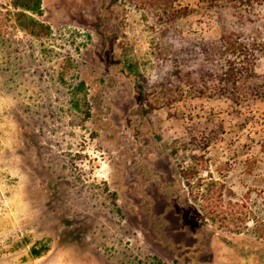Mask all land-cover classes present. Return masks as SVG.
<instances>
[{
	"label": "rangeland",
	"instance_id": "obj_1",
	"mask_svg": "<svg viewBox=\"0 0 264 264\" xmlns=\"http://www.w3.org/2000/svg\"><path fill=\"white\" fill-rule=\"evenodd\" d=\"M16 1L0 0V264H241L242 247L264 264V49L239 90L201 96L166 75L226 28L264 41V4L42 0L29 13L52 31L36 36ZM193 154L227 201L252 192L259 228L204 222L178 169Z\"/></svg>",
	"mask_w": 264,
	"mask_h": 264
},
{
	"label": "trees",
	"instance_id": "obj_2",
	"mask_svg": "<svg viewBox=\"0 0 264 264\" xmlns=\"http://www.w3.org/2000/svg\"><path fill=\"white\" fill-rule=\"evenodd\" d=\"M218 4L224 1L226 6L240 10L243 7H255L263 5L264 0H210ZM16 6L22 10L16 13L18 24L23 30L33 35L41 36L50 34L52 28L49 24L38 20L33 14H42V0H17ZM171 6L173 3L170 1ZM33 14H31V13ZM242 16V15H241ZM244 29L226 28L219 40H210L198 42L193 50L188 49L187 55L182 56V63H172V66L166 70L167 76L177 79L178 87L189 85L193 90L198 91V95H206L208 90H239L245 85L247 78L253 76V69L257 59L256 50L264 49V41L255 39L249 42L244 36ZM203 49V54L199 53L197 47ZM254 48V49H252ZM224 54V58H222ZM132 66V65H131ZM134 67V66H132ZM137 75V86L141 93V104L144 112H148L149 104V78L143 73ZM81 89L84 82L80 83ZM258 91L261 90L257 87ZM196 142V138H194ZM212 140H204V144H196V148L207 150ZM176 151V150H175ZM193 162L188 165L178 164L179 174L182 178L189 197L200 207L203 214V220L206 224L218 225V230L226 229L231 232L242 234L245 230H254L259 228L260 220L249 213V201L252 192L247 197L240 198L237 201L225 199L227 186L220 179L222 176H216L213 172L212 161L206 158L204 154H193ZM207 172V174H205ZM225 202L232 205V209L224 206ZM237 208V210H236ZM242 215V226L232 228ZM240 216V217H239ZM212 221V223L210 222ZM253 221V225L249 223ZM234 229V230H232ZM264 235V234H263ZM261 244H264V236L260 238ZM244 245L245 242L242 241ZM42 250L33 249L35 256H41ZM259 254L258 250L253 248L246 249L242 247L241 264L245 262L253 263L254 257ZM260 258V257H259Z\"/></svg>",
	"mask_w": 264,
	"mask_h": 264
}]
</instances>
